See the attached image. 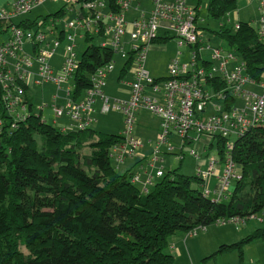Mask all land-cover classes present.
<instances>
[{
  "label": "trees",
  "instance_id": "obj_1",
  "mask_svg": "<svg viewBox=\"0 0 264 264\" xmlns=\"http://www.w3.org/2000/svg\"><path fill=\"white\" fill-rule=\"evenodd\" d=\"M94 1L101 4L85 7ZM122 1L132 0H107L109 13L120 14ZM239 2L210 0L209 15L220 20L237 11ZM77 7L83 21L94 17L105 3L68 0L55 13L36 19L27 17L19 23L14 21L17 16L0 19V35L22 28L34 36L30 42L37 56L46 45L37 36L43 33L48 39L50 34L44 29L50 27L61 41L65 40L68 29L63 19L71 11L77 13ZM101 15L99 31L91 26L85 31L86 45L80 59L76 50L78 67L67 88L57 85L54 112L55 107L66 108L69 102L84 103L87 91L95 89V76L114 62L113 49L94 43L96 36L104 35V25L110 21ZM161 30L154 44H166L173 38L170 31L161 36ZM216 33L245 63L248 80L263 83L264 41L259 29L250 22H240L239 29L224 24ZM128 55L122 77L128 73L133 77L135 53ZM17 84L23 101L13 108L0 81V264H175V256L168 252L175 236L187 237L193 231L199 234L212 225H223L224 220L228 222L225 225H245L264 212V124L236 141L231 155L242 179L232 181L220 202L214 193L219 188L218 179L217 187L212 189L209 184L212 193L205 195L204 181L197 173L185 175L180 167L164 173L154 188L145 192L133 180L131 169L121 174L113 165V148L124 143L125 133L106 134L93 129L95 103L98 98L104 100L96 98L92 109L82 112L92 119L89 128L71 131L37 114L31 87L26 80ZM208 84L225 91V82L219 76L209 79ZM237 100L230 96L225 102L227 109H233ZM224 142L218 141L222 157ZM256 240L264 241V228L237 243L221 245L205 260L236 252L242 264L245 246Z\"/></svg>",
  "mask_w": 264,
  "mask_h": 264
},
{
  "label": "built area",
  "instance_id": "obj_2",
  "mask_svg": "<svg viewBox=\"0 0 264 264\" xmlns=\"http://www.w3.org/2000/svg\"><path fill=\"white\" fill-rule=\"evenodd\" d=\"M47 1L49 0L15 1L11 10H0V19L28 14L35 7ZM153 1L155 8L152 14L132 24L134 30L130 33L132 37L130 51L135 53V58L131 69L133 82L129 102L120 106H112L110 99L103 93L102 89L106 84L107 75L114 69V65L110 64L95 76V89L87 91L85 100L87 104L69 102L66 108L55 107V112L57 117L68 115L71 119L68 126H61L63 129L84 131L89 128L92 119L82 112L92 109L96 98L100 97L104 100L102 107L104 113L111 109L123 110L126 139L124 143L114 146L112 151L114 156L113 154L111 156L118 164L130 156H136V152L143 146V141L133 135V130L137 112L141 109L149 110L153 115L161 118V131L150 163L156 164L160 160L158 157L160 146L168 143L173 135L179 138V141L175 148L171 146L170 150L180 149L182 155L189 154L196 159L201 158L202 152H209L208 168L203 170L199 166L197 175L204 181L205 195L212 193L209 182L212 177H217L219 188L214 193L215 200L220 202L228 193L232 181L242 179L231 153L239 137L254 127L264 124V95H255L245 91L244 86L250 81L246 76L245 63L234 51L205 44L202 31L198 27V8L190 7L186 0ZM256 1L261 12L259 34L264 41V0ZM100 4L101 2L98 1L87 2L85 7L96 8ZM127 6L128 2H123V9ZM101 16L100 12H96L94 17L91 16L83 21L63 20L64 26L70 29V32L64 34L68 44L65 47L63 63L59 70H55L49 64V59L56 55L58 48L65 40L61 41L52 31L49 34L55 36V39H49V35L47 39L43 33L37 36L38 40L46 42L36 56L41 64L38 71L41 81L38 84L51 82L62 86L67 83L78 67L75 59L78 35L82 37L90 26L99 31L97 26ZM108 17L110 21L104 25L106 39L102 42V46L112 48L121 53L123 58L128 59L129 52H126L124 48L125 37L128 33L127 20L122 14H111ZM164 22L168 23V29L175 33L179 47L189 50L190 61L183 62L181 58L173 60L169 77L163 81H157L146 69L145 62L147 52L155 38L158 37ZM235 28L239 29L240 24L237 23ZM79 29L84 30L82 34H78ZM33 38L32 34L25 32L22 28H14L10 38L0 43V81L6 98L10 99V106L13 108L22 104L23 101L22 91L17 81L26 80L27 72L24 66L33 65L22 53L24 44ZM205 52H209V59H204ZM179 54L182 56L183 52ZM200 60L208 61L209 67H206V64L201 66ZM216 76L221 77L225 82V91L214 93V89L208 84L209 79ZM230 96L241 98L244 105H236L228 110L225 102ZM21 108L24 111L25 108L23 106ZM211 109L213 113L206 116V111ZM219 140L225 141L223 157L218 144ZM192 144H195V148L191 147ZM209 149L214 151L216 156L211 154ZM163 175V168L159 169L157 176L162 177ZM221 223L225 225L228 222L221 221Z\"/></svg>",
  "mask_w": 264,
  "mask_h": 264
},
{
  "label": "rangeland",
  "instance_id": "obj_3",
  "mask_svg": "<svg viewBox=\"0 0 264 264\" xmlns=\"http://www.w3.org/2000/svg\"><path fill=\"white\" fill-rule=\"evenodd\" d=\"M103 2L105 3V8L100 7V12L103 13L104 15H107L109 13V10L107 8V0H103ZM152 2H153V0H142L143 5L141 7L139 6V11H144L147 13L146 14L145 13H139L138 16H142L143 14H145V15H147V17H149V15L152 11V8H153ZM186 2L192 8H196L200 2L199 11H198V15H199V26L198 27H199V30L202 31L203 40L206 41L205 44L210 45L212 47H223L224 49H229L230 47H229L228 43L224 39L220 38V36L216 33L220 29L221 24H225L228 28H234L236 26V24L239 22V21L237 22L235 19V16L237 13H238V17H239L240 21H241V19H244V17L245 18L249 17L253 13L251 8L243 7L244 2H243V0H240L237 11L230 13L228 16H226L220 20H215L209 15V12H208L210 0H186ZM65 3H66V0H49V1L45 2L44 4H42L41 6L35 7L34 8L35 10L33 9L34 11L31 12L30 14L20 16V17L14 19V21L16 23H19V21L21 19L27 18L30 16L33 19H36V18H39L40 16H45V15L50 14V13H55L61 7H63L65 5ZM137 5H138V2H136L134 0H132L130 2L131 8L132 7L136 8ZM257 13H258V11H256V14ZM70 19H72V16ZM259 19H261V13L256 16L255 21L254 20L251 21L252 25H254L256 28H258L260 26V20ZM44 30L48 31L49 33L51 32L50 27H46ZM69 31H70V29H69ZM11 34H12V30L9 32L1 34L0 35V43L6 42L9 39V37L11 36ZM127 36L129 38V40L132 42L131 34H128ZM171 37H173V38L171 40L167 41L165 45L162 44L165 47L162 45L158 46V47H152V46L156 45V44L152 43V46L150 47V49L147 52L146 69L147 70L149 69L150 71L152 69V73L155 77H159V76L160 77H166L167 74L169 75L171 63L173 60H175L177 58H181V60L183 62H189L190 61L189 50L185 47L184 48L179 47L178 40L175 39V33L174 32H171ZM49 39H55V36L49 35ZM105 39H106L105 37L96 36V38L94 39V43L99 45ZM209 39H210V41L208 42ZM125 40H126V37H125ZM67 44L68 43L65 40L62 43L61 47L58 48L55 57H53L52 59L49 60V64L57 70H59V68L61 67V65L63 63L65 47L67 46ZM27 46H28L27 50L25 52H23V54L27 59H29L35 65L33 68H28L27 66H24V69L27 70V78H30V80H31L33 78V76H35V80L33 79V82L31 83L32 95H33V100L35 103L34 111L37 114H40L41 110H44L43 119L52 124L53 123L52 120L54 119V114L50 112L52 110L51 102H52L53 96L57 95V91L59 88L56 84H55L56 85L55 86L54 83L52 84L51 82H46L43 85L39 86L38 82L41 81V78L39 76H37L38 75L37 69L40 67L41 64L36 59V56L33 52L32 44L28 43ZM84 49H85V42L79 41L78 42V49H77V52L79 54L78 59H80L81 54H82ZM113 51H115V50H113ZM130 52L131 51H129V53ZM179 52H183V55L180 56ZM115 54H116L115 60L112 63L115 67V70L113 69L114 70L113 73H111L109 75L108 86L106 88H104L105 87L104 86L103 91H106L105 92L106 97H108L110 99L112 106L113 105L120 106V105H123L125 103V101H129V100L127 98L128 96L120 93L118 91V89L120 87H123V88L130 87L126 83L131 84L133 81V77L130 73H128L123 78L122 83L118 81V78L122 73V68L125 64V61L121 58V57H123L121 53L115 51ZM209 58H210L209 52H205L204 59L206 60ZM205 60L199 61L201 66H203L207 63V61H205ZM30 72H32V74H30ZM36 83H37V85H36ZM67 83L63 84L62 87L67 88ZM216 91L217 90L214 89V93ZM61 94H63L62 91H61ZM94 107H95L96 111L93 113V117L95 118L96 122L94 124L93 129L95 131L103 132L106 134H122V132H124V130H125V116H124L123 110L113 109L109 113H103L102 112L103 111L102 110L103 102L101 100H99L95 104ZM141 110H143V111H141ZM141 110H139V111H141L139 113V115L136 114V123L134 126L133 135L137 136V137L141 136V138H143L142 143H143L144 147L146 145L149 146L150 141H151L152 142L151 146H154V151H155V146H156V143L158 142V138L160 135L159 129L161 130V126H160L161 118L158 116H155V115L154 116L157 118H152V116H151L152 113L149 110H147V109H141ZM212 113H213L212 109L209 111H206V116H209ZM240 138L241 137H239V139ZM233 140H236V138H233ZM178 141H179V138L177 139V137L175 135H173L172 139L170 141H168V143L160 146V148L164 147V149H161V154H159V157H162V158L168 157L169 160H174L175 167H178L181 164V160H183L184 156H187L188 158L191 157V155H189V154H186V155L183 154L182 155L180 149L172 150V154H166V153H169V151H166L165 146H167L166 147L167 149H168V147L170 148L171 146H173L175 148V145ZM235 144H236V142H235ZM191 147L195 148V144H192ZM87 151L90 152V150H88V149H87ZM146 151L147 150L144 151L143 148H140L136 152V155L138 153H143L144 155H146ZM210 152H211V154L216 156L214 151H210ZM112 154L114 156L113 152H112ZM152 155H153V153L149 154V155L147 154L146 157H148V158L145 160H142V161H141V159L134 158V157L130 156L122 163L117 164L114 161L113 165L117 168V171L121 174H123L126 171L131 169L135 177H137V176L140 177L141 183L143 180L151 178L153 183L151 184L150 189H153L154 186L162 179V177L157 176V173H156L157 171H156V169H154L155 164L148 162V159L150 160ZM143 157H145V156H143ZM219 158H221L220 155H219ZM224 161H226V160H224ZM161 164L158 165V168L159 169L163 168L164 173H166L167 171L172 169V165H169V163L167 161L165 162V164H163V165H161ZM171 164H173V163H171ZM181 172L184 173L185 175H191V176L196 175L195 169L191 168V167H187V169L181 167ZM135 177H133V180H135ZM135 182L140 189H142V190L145 189L142 185L138 184V181L135 180ZM217 184H218L217 179H214V181L212 183V189L217 187ZM210 197L212 198V196H210ZM261 218H264V212H261V213L255 215V217L251 218L250 221L247 222L245 225H239V226H236L235 224L212 225L209 227V230L214 229V228H223V229L227 230L228 232H230L231 234H236V235L241 236L242 238H239V240H238V241H241L244 237H246L249 234L248 232L252 233L253 231H255L257 229L264 228V222L261 221ZM224 221H226V220H224ZM203 232L204 231H201L199 234L197 233L194 236L189 233L187 236V239H190V240L196 239L197 237L202 235ZM238 232H239V234H238ZM195 233H196L195 231L192 232V234H195ZM178 236H180V235L175 236L172 239V242L176 241ZM236 238H237V236H236ZM219 240L220 239H215L212 244L209 243L206 246V248L202 250V254L204 255L206 252L207 254H205V255H210V253L216 252L220 247V244H218ZM262 242H264V241L262 240ZM262 242H260V244H262ZM256 244L257 243H252L248 247V249H247L248 255L246 254L247 259H246L245 263L247 262L248 264H250V263L255 262V261H252L250 256L255 254L258 251ZM172 251L173 250L170 248L168 252L173 254ZM173 255L176 257L175 254H173ZM221 256H222L221 259H227L230 257L236 262V264L240 263L239 255L236 252L221 255ZM196 261L199 264H208V263L214 264V258L205 260L204 258L199 259V257H198L196 259Z\"/></svg>",
  "mask_w": 264,
  "mask_h": 264
},
{
  "label": "crops",
  "instance_id": "obj_4",
  "mask_svg": "<svg viewBox=\"0 0 264 264\" xmlns=\"http://www.w3.org/2000/svg\"><path fill=\"white\" fill-rule=\"evenodd\" d=\"M15 1H18V0H0V10H3V9H11V6H12V4L15 2ZM134 1H136V2H138V5H137V7L136 8H134V7H130V2L131 1H124V2H128V6H127V8H125V9H123V1L121 2V4H122V12L120 13V14H122L125 18H126V20H127V23H128V26H127V28H128V33H127V35L128 34H130L131 33V31H133L134 30V28H133V26H132V24H133V22L134 21H136V20H141L142 18H148L147 17V15H145L147 12H144V11H139V6L141 7L142 5H143V3H142V0L140 1V0H134ZM68 2V0H66V3ZM243 2H244V6L243 7H249V8H251L252 9V11H253V13L249 16V17H244V19H241V21H240V19H239V17H238V13L236 14V16H235V19H236V21L240 24V22H250L251 23V21L252 20H256V16L257 15H259L261 12H260V7H259V4H258V2L256 1V0H243ZM65 3V4H66ZM153 3V8H152V11H151V13H150V15L152 14V12L154 11V8H155V6H154V1L152 2ZM44 4V3H43ZM199 5V4H198ZM258 5V6H257ZM41 6V5H40ZM200 6V5H199ZM197 8V7H196ZM35 10V9H34ZM33 10V11H34ZM77 10V9H76ZM32 11V12H33ZM138 11V12H137ZM198 11H199V8H198ZM256 11H258V13L256 14ZM31 13V12H30ZM101 13V12H100ZM139 13H145V14H143L142 16H138L139 15ZM29 14V13H28ZM51 14V13H50ZM103 14V13H102ZM111 14H113V13H108L106 16H107V19H109V15H111ZM25 15H27V14H25ZM76 15H79V12L77 11V13H75L74 11L72 12L71 11V14L69 15V16H66L65 17V19H67L68 21H74V20H82V15H79L77 18H76ZM104 15V14H103ZM114 15H117V14H114ZM149 15V16H150ZM240 15V14H239ZM22 16V15H21ZM71 16H72V19H70L71 18ZM17 17H20V16H17ZM16 17V18H17ZM30 18H32L31 16H30ZM64 20V19H63ZM260 20V19H259ZM168 23H166V22H164L163 24H162V27H161V36L162 35H165L166 34V31H170V34H169V36L171 37V30H169L168 28ZM224 25V24H223ZM222 25V26H223ZM260 27V26H259ZM259 27H258V29H259ZM82 31H84V30H82V29H79V33L78 34H82ZM66 32H67V30H66ZM68 32H70L69 31V29H68ZM84 35H85V32H84V34H83V36L81 37L80 35H78V37H77V49H78V42L79 41H83L84 40ZM102 37H105V35H103ZM210 41V39L208 40V42ZM84 42V41H83ZM28 43H31L30 41H27L25 44H24V46H23V51H22V53L23 52H25L26 50H27V44ZM131 41L129 40V38H128V36H126V40H125V44H124V48H125V51L126 52H129L130 51V46H131ZM32 44V43H31ZM163 44V43H162ZM162 44H156V45H154V46H152V47H158V46H161ZM86 45V44H85ZM165 45V44H164ZM164 45H162V46H164ZM165 47V46H164ZM84 51V50H83ZM116 55V54H115ZM21 56H23L22 54H21ZM55 57V56H54ZM124 61L125 60H127V59H125V58H123V57H121ZM114 60H115V58H114ZM126 62V61H125ZM125 65V64H124ZM206 65H208V63H206ZM35 65L33 64L31 67H28V68H33ZM124 67V66H123ZM55 69V68H54ZM55 70H57V69H55ZM114 70H115V67H114ZM113 70V71H114ZM122 70H123V68H122ZM38 71H39V68L37 69V74H38ZM113 71L111 72V73H113ZM148 71H149V73H150V75L154 78V79H166V78H168L169 77V75L167 74V76L166 77H155L154 75H153V73H152V69H151V71L148 69ZM25 72H27V70L25 69ZM110 73V74H111ZM30 74H32V72H30ZM36 74V75H37ZM38 76V75H37ZM25 77H26V75H25ZM109 77V76H108ZM123 77H125V75L123 76ZM123 77H122V73H121V75L119 76V78H118V81L119 82H123ZM33 79L35 80V76H33V78L30 80V78H27L26 77V82H27V84L31 87V83L33 82ZM109 79V78H108ZM108 79L106 80V85H105V87L104 88H106L107 86H108ZM39 83V82H38ZM44 83H40L39 84V86H41V85H43ZM53 84V83H52ZM126 84H128L130 87H128V88H123V87H120L119 89H118V91L120 92V93H122V94H125L126 96H128L127 98H128V100H130V98H131V84L130 83H126ZM36 85H37V83H36ZM55 85V84H54ZM56 86V85H55ZM244 89H245V91H247V92H250V93H252V94H255V95H260V96H263L264 95V79H263V83H261V84H257V83H253V82H248L245 86H244ZM106 91H104V93H105ZM57 93H58V91H57ZM57 95H54L53 96V98H52V102H53V99H54V97H56ZM99 101V98L97 99V101H96V103ZM238 102H237V106H243L244 105V101L240 98V99H238L237 100ZM51 102V107H52V103ZM127 102H129V101H125V103H127ZM63 101H62V104L61 105H63ZM95 103V104H96ZM141 111H143V110H141ZM141 111H139L138 113H137V115H139V113L141 112ZM51 113H53L54 114V119L52 120V124L53 125H57V126H65V125H67V124H69L70 122H71V119H70V117L68 116V115H64L63 117H57L56 115H55V112H54V110H53V108H52V110L50 111ZM41 113L42 114H44V110H41ZM53 116V115H52ZM151 116H152V118H157V117H155L153 114H151ZM48 122V121H47ZM160 126H161V120H160ZM160 129H159V133H160ZM135 137H137V136H135ZM173 137V136H172ZM172 137H171V139H172ZM137 138H140L142 141H143V138H141V136L140 137H137ZM170 139V140H171ZM152 145V142L150 141V145L149 146H142L141 148H143V150L145 151V150H147L146 151V155L148 154H154V146H151ZM156 146H157V143H156ZM156 146H155V148H156ZM167 146H165V149H166V151H169V153H166V154H172V150H170V148L168 147V149L166 148ZM161 149H164V147H161L160 149H159V154H161ZM173 150H175V149H173ZM171 151V152H170ZM208 154H209V152H202V156H201V158L200 159H196V158H194V157H190V158H188L187 156H184V158H183V160H181V164L178 166V167H175V163H174V160H169L168 159V157H159L160 158V160H158V162L155 164V167H154V169H156V171H158L159 170V168H158V165H160L161 163V165H163V164H165V162L167 161L168 163H169V165H172V169H176V168H185V169H187V167H191V168H194L195 169V174L197 173V169H198V167L199 166H201V169H203V170H206L207 168H208ZM146 155H144L143 153H138L136 156H132V157H134V158H138V159H141V161L142 160H145V159H147L148 157H146ZM143 156H145V157H143ZM151 158H152V156H151ZM150 158V159H151ZM192 158V159H191ZM140 161V162H141ZM147 161V160H146ZM148 162H150V160L148 159ZM171 163H173V164H171ZM158 168V169H157ZM172 169H170V170H172ZM220 172H222V170H220ZM157 173V172H156ZM138 177V176H137ZM214 179H217L216 177L214 178H211V180H210V185L212 186V183H213V181H214ZM138 184L139 185H142L145 189H144V191L145 192H149V191H151V184L153 183V181H152V179L150 178V179H145V180H143L142 181V183L140 182V177H138ZM248 233H250V232H248ZM238 234H239V232H238ZM236 236H237V238H236ZM196 237V236H195ZM239 238H242L241 236H239V235H236V234H231L230 232H228L227 230H225V229H223V228H214V229H210L209 230V228H208V230H206L205 232H203V234L202 235H200L199 237H197L196 239H193V240H190V239H187V237H184V236H178L177 237V239H176V241H174V242H172V252H173V254H175L176 255V257H175V264H199L197 261H196V259L199 257V259L200 258H204V259H206L207 257H209V256H211L213 253H210V255H205V254H207L206 252H205V254L203 255L202 254V250L203 249H205L206 248V246L209 244V243H213V241L215 240V239H220L219 241H218V244H220V246L221 245H224V244H233V242L234 243H237V242H239L238 240H239ZM262 242V240H256V241H254V242H252V243H257L256 245H257V248H258V251L255 253V254H253V255H251L250 257H251V259H252V261H255L254 263H250V264H264V242H262V244H260V242ZM252 243H249L248 245H246L245 246V249H244V261H243V263L242 264H248L247 262L245 263V261H246V259H247V256H246V254L248 255V247L252 244ZM205 251V250H204ZM250 253V252H249ZM209 254V253H208ZM225 255V254H224ZM204 256V257H203ZM221 255H219L218 257H216V258H214V264H236V262L232 259V258H227V259H221ZM209 264V263H208ZM239 264H241V263H239Z\"/></svg>",
  "mask_w": 264,
  "mask_h": 264
},
{
  "label": "water",
  "instance_id": "obj_5",
  "mask_svg": "<svg viewBox=\"0 0 264 264\" xmlns=\"http://www.w3.org/2000/svg\"><path fill=\"white\" fill-rule=\"evenodd\" d=\"M77 11H78V12H80V11H81V9H80L79 7H77ZM81 17H82V16H81Z\"/></svg>",
  "mask_w": 264,
  "mask_h": 264
},
{
  "label": "bare ground",
  "instance_id": "obj_6",
  "mask_svg": "<svg viewBox=\"0 0 264 264\" xmlns=\"http://www.w3.org/2000/svg\"><path fill=\"white\" fill-rule=\"evenodd\" d=\"M1 124H2V123H1V121H0V126H1Z\"/></svg>",
  "mask_w": 264,
  "mask_h": 264
}]
</instances>
